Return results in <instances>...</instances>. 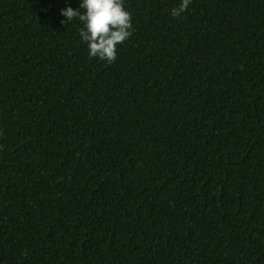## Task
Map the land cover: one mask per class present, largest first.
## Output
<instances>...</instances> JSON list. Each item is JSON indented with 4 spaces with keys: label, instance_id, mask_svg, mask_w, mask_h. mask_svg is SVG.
Instances as JSON below:
<instances>
[{
    "label": "trees",
    "instance_id": "1",
    "mask_svg": "<svg viewBox=\"0 0 264 264\" xmlns=\"http://www.w3.org/2000/svg\"><path fill=\"white\" fill-rule=\"evenodd\" d=\"M179 2L0 0V264H264V0Z\"/></svg>",
    "mask_w": 264,
    "mask_h": 264
},
{
    "label": "clouds",
    "instance_id": "2",
    "mask_svg": "<svg viewBox=\"0 0 264 264\" xmlns=\"http://www.w3.org/2000/svg\"><path fill=\"white\" fill-rule=\"evenodd\" d=\"M190 3L191 0H180L170 14L180 16ZM78 5L74 9L66 0V6L59 10V15L64 18L61 22L78 19L82 25L79 36L87 45L88 56L111 63L116 58V45L131 35V17L123 0H78Z\"/></svg>",
    "mask_w": 264,
    "mask_h": 264
}]
</instances>
